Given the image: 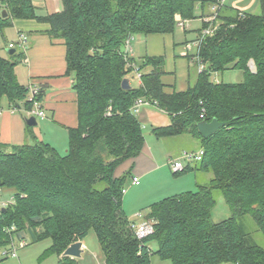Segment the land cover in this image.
Returning <instances> with one entry per match:
<instances>
[{
  "label": "trees",
  "instance_id": "1",
  "mask_svg": "<svg viewBox=\"0 0 264 264\" xmlns=\"http://www.w3.org/2000/svg\"><path fill=\"white\" fill-rule=\"evenodd\" d=\"M61 1L62 11L39 15L32 0H0V33L14 20L33 19L49 24V35L64 41L67 74L78 97V126L68 132L64 155L45 142H0V189L15 190L12 204L0 209V250L8 256L15 245L28 244L27 238L31 244L50 240L57 264H80L62 255L93 231L104 264H153L154 255L170 264H264V247L252 239L247 222L250 218L264 235V0L259 15L244 11L241 17V10L222 6L211 34H203L210 24L202 22L197 81L172 92L163 82L164 56L137 63L123 51L125 45L135 36L172 35L178 19H197L199 9L211 14L218 0ZM24 56L2 55L0 49V110L4 99L14 109L33 106L15 72ZM135 69L141 84L123 89ZM229 69L241 70L243 81L211 79ZM43 97L41 88L38 101ZM138 100L171 119L169 126L153 128L155 139L189 135L205 151L197 165L174 175L212 174L197 191L152 204L144 219L153 223L154 233L141 240L123 209L130 172L116 177L146 143L133 110ZM214 119L224 126L204 138L198 124ZM217 194L231 212L221 222L212 219Z\"/></svg>",
  "mask_w": 264,
  "mask_h": 264
},
{
  "label": "crops",
  "instance_id": "2",
  "mask_svg": "<svg viewBox=\"0 0 264 264\" xmlns=\"http://www.w3.org/2000/svg\"><path fill=\"white\" fill-rule=\"evenodd\" d=\"M32 1L33 3L35 2V0ZM245 1L246 0H233L232 4H244ZM254 1L255 0H252V2L245 7H241V11L244 12V8L251 6ZM226 2L227 0H225L224 6L229 7L226 5ZM44 7L47 10H45V13L41 14L36 6L39 15L53 14L63 10L61 0H45ZM207 14L209 15V13ZM207 14L202 15V11L199 9L197 12L198 20L187 21L184 31H188L191 29L190 26H192L194 22H198L199 27H194L192 31L199 34L198 31L202 27V18L207 17ZM10 31L15 36L14 41H9ZM49 31L50 25L47 23H42L33 19H18L14 20L11 27L7 28L3 33H0V36L2 37L1 39L5 44L4 48L0 47L2 55H6L7 50L12 49L10 48V45H15L14 49L16 51L17 48H21L22 45L20 43V38L23 37L24 47L22 48L25 49V56L21 63L16 67V77L18 82L25 87L35 84L43 89L44 97L42 106L45 112V118L36 119L37 124L28 129V124L26 122L28 119L27 111L24 107L14 109L7 99H4L2 109L0 110V142L7 145L45 142L52 145L57 151L59 150V144L60 152L66 153L68 150V132L70 129L78 126V97L73 89V76L67 74L66 46L64 41L62 39L52 38L49 35ZM135 37L140 42V46L143 47L142 52L138 51L140 55L137 56L131 41L129 43V46L132 49L130 58L134 59L137 63H141L146 57L164 56L166 55V51L169 52V54H175V43L171 40V35ZM184 48L181 52V56L188 58L189 56H185L186 51ZM126 50L127 46L125 45L123 51L126 53ZM191 60L193 62L195 60L192 55ZM136 78V85H133L132 81L129 79L132 87H138L140 85V80L137 75ZM163 82L168 86V91H172L173 88L176 89V79H174V76H172L171 73H167L163 76ZM137 116L144 129L146 126H151L153 128L166 127L171 123V119L166 113L151 104L142 106L137 113ZM170 160L172 159L169 157L168 162H170ZM159 162L160 161L154 154L151 145H149V142H147L146 139L141 154L135 159L123 163L116 170V177L131 172V174L133 173L132 178L138 177L140 184L134 185L133 179L130 180V183L134 186H141L142 180L150 181L154 174L164 171V163ZM194 181V184L198 187L199 182L197 176H195ZM125 201L126 198L123 200V205ZM82 242L83 249L86 250L87 246L85 240ZM20 248L23 247L20 246ZM15 252L17 254L16 250ZM96 257L98 264H104L102 252H99ZM13 258L20 263L22 261L18 255ZM81 258L79 260H81Z\"/></svg>",
  "mask_w": 264,
  "mask_h": 264
},
{
  "label": "rangeland",
  "instance_id": "3",
  "mask_svg": "<svg viewBox=\"0 0 264 264\" xmlns=\"http://www.w3.org/2000/svg\"><path fill=\"white\" fill-rule=\"evenodd\" d=\"M45 0H35L34 4L38 7L39 13H45L44 7ZM233 0H227L226 5L230 8L240 9L241 7H245L252 0H246L244 4H232ZM51 9V8H48ZM245 11L259 15L261 14L260 8V0H255L251 6L248 8H244ZM194 19L193 21H196ZM184 20L178 19L175 32L171 35V40L175 43V54H169V52H165L164 55L165 65L164 71L168 74L171 73L176 79V90L177 91H185L189 87L194 86L197 77L200 71L198 60L196 58L197 54V43L196 39L198 37L197 32L192 31L194 27H199L198 22H192L191 29L188 31H184V28L180 26ZM187 23V21L185 22ZM11 32V31H10ZM0 36V47L4 48L3 40ZM9 41H14L15 36L11 32L9 35ZM199 41V40H198ZM132 46H134V50L136 51V55H140L138 51L143 50V47L140 46V42L136 37H133L131 40ZM168 44V43H167ZM26 45V44H25ZM142 45V44H141ZM188 46L191 48L189 49ZM24 46L21 48H17V53L24 52ZM185 47V48H184ZM185 49V54L190 57L186 58L181 56V52ZM189 50H188V49ZM138 53V54H137ZM191 55L195 59L194 62L191 60ZM250 69L255 71L254 62L249 63ZM135 72V73H134ZM133 73L128 76V79L132 81L133 85L137 84V78L139 72L135 69ZM215 82H223L226 84H238L241 83L244 79L243 72L238 69H229L224 72L215 73L211 78ZM141 84V81H140ZM172 92V91H169ZM153 127L146 126L143 128L144 135L151 145L154 154L157 159L160 161L159 163H164V171L160 173H156L152 176L151 180H142L141 186H134L130 183L132 180V174L128 175L125 182V197L126 201L123 205V209L127 218L137 226L140 224L143 219L148 215L150 211V206L156 202H159L167 197H171L174 195H178L185 192H195L197 191V186L195 183V176H197V180L199 184H208L212 178L211 173L202 172V171H186L185 173L174 175L171 171L170 164L168 162L169 157L171 159H176L184 155L185 152H196L199 149V142L194 140L189 135L175 137L171 139L165 140H157L152 135ZM59 153L65 154V152H60V146L58 144ZM182 162L185 166H187V161L182 158ZM198 162H192V166L197 165ZM195 172V173H193ZM100 186H103L101 184ZM15 194L14 189L4 188L2 189V200L3 202H10ZM138 214H141L142 217H138ZM231 212L230 209L224 199L223 196L217 194V202L212 210V219L214 222H221L230 217ZM248 225L250 227V234L252 239L260 246L264 247V235L260 233L253 221L248 218ZM28 246L20 248L19 244L15 245V250L17 251L18 257L22 260L21 263L14 259L10 254L8 256L4 255L5 250H0V264H57L58 257L55 254H50L49 249L51 247V241L45 240L38 243H30V239L27 238ZM87 249L84 250L83 257L80 260V264H98V260L96 255L101 252L98 240L93 231L90 232L88 237L85 239ZM152 249L157 250L156 244H152ZM50 254V255H49ZM49 255V256H48ZM44 260H42V257ZM6 258V259H4ZM153 264H170L168 261L160 260L156 255L152 258Z\"/></svg>",
  "mask_w": 264,
  "mask_h": 264
},
{
  "label": "built area",
  "instance_id": "4",
  "mask_svg": "<svg viewBox=\"0 0 264 264\" xmlns=\"http://www.w3.org/2000/svg\"><path fill=\"white\" fill-rule=\"evenodd\" d=\"M224 3H225V0H218V3L214 6H212L211 14H209L205 18H202L203 23L210 24V26L208 28L203 30L204 35L211 34L215 30L217 25H214V23L216 22L218 12H219L220 8L222 6H224ZM240 16L244 17L243 11L240 12ZM185 22L186 21H183L182 23H180V26L182 28L186 27ZM20 43L22 46L24 45L23 37L20 38ZM129 43H130V41L128 40V42L126 43V46H127L126 54L127 55H130V53L132 52V49L130 48ZM197 44L198 43H195L196 46H197ZM10 48H15V45H10ZM188 48L191 49L189 46H188ZM137 72H139L138 69H137ZM138 78L141 81V74H138ZM28 89H29L28 101L32 102L33 106L31 108V110L27 111V117L28 118L35 117L36 119H44L45 118V112H44L42 103L40 101H38V99H37L41 88L38 85L31 84L28 87ZM144 105H149V103L146 101H143V100H138L136 102L135 106L133 107V110L136 113H138L140 108ZM204 154H205V151H204V149L201 148L196 152H185L184 155H182L181 157L170 160L169 164L171 166L172 172L173 173H180V172H183L185 170L186 166L183 164L182 158L187 161V165H188V164H192V162H200L203 159ZM133 184L134 185L140 184V180L138 177L133 178ZM123 192L125 193L126 190H124ZM12 202H13V200L10 202H3L2 190L0 189V209L7 207L9 204H12ZM138 217H142V215L138 214ZM133 228L135 230V236L140 240L147 237V236H150L151 234L154 233L153 223L150 221H147L145 219L140 224H138L137 226H135V224H134ZM20 246L26 247L27 243L22 242V243H20ZM6 254H7V252H4V255H6ZM10 255L13 257L17 256L15 250L13 252H11Z\"/></svg>",
  "mask_w": 264,
  "mask_h": 264
},
{
  "label": "water",
  "instance_id": "5",
  "mask_svg": "<svg viewBox=\"0 0 264 264\" xmlns=\"http://www.w3.org/2000/svg\"><path fill=\"white\" fill-rule=\"evenodd\" d=\"M2 15H3V17H7L8 14H7L6 10L2 11ZM15 51H16L15 49H9V50H7V53L9 55H12L15 53ZM122 87H123V89H130L131 88L130 80L128 78H125L123 80ZM26 122L29 126H35L37 124V120L35 117L28 118L26 120ZM223 126H224V124L220 123L217 119H214L211 122L203 121V122L198 124L199 131L204 138L210 137L212 134L217 132ZM83 253H84L83 242L79 241V242L72 244L69 248H67V250L63 253L62 256L63 257H71L73 259H80L82 257Z\"/></svg>",
  "mask_w": 264,
  "mask_h": 264
}]
</instances>
